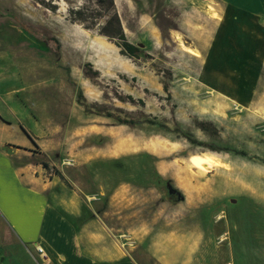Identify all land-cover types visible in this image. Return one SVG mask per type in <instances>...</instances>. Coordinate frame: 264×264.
Returning <instances> with one entry per match:
<instances>
[{
	"label": "rangeland",
	"instance_id": "1",
	"mask_svg": "<svg viewBox=\"0 0 264 264\" xmlns=\"http://www.w3.org/2000/svg\"><path fill=\"white\" fill-rule=\"evenodd\" d=\"M70 2L51 0L56 10L50 11L35 0H0V90L21 94L29 122L54 126L58 145L51 173L92 184V152L77 144L86 135L108 159L100 166L107 172L102 176L107 188L109 156L117 161L116 185L131 193V224L145 221L159 236L195 234L200 238L195 264H244L239 255L264 252V16H258L264 4L256 12L253 4L243 8L208 0H113L126 39L135 46L142 40V26L152 24L167 38L180 13L191 8L196 30L212 33L208 49L195 54L179 37L180 50L200 61L188 57L184 62L182 51L174 50L166 69L138 46L137 59H129L96 28L70 22L69 5L96 8L92 2ZM106 60L120 66L146 62L168 92L179 70L174 66L182 65L196 76L192 86L197 93H143L141 104L130 103L126 92L142 93L139 81L114 75ZM117 118L132 123L120 125ZM202 152L217 153L227 166L197 170L189 158ZM66 160L70 164L63 165ZM144 234L135 237L140 238L133 251L137 261L146 256Z\"/></svg>",
	"mask_w": 264,
	"mask_h": 264
},
{
	"label": "crops",
	"instance_id": "2",
	"mask_svg": "<svg viewBox=\"0 0 264 264\" xmlns=\"http://www.w3.org/2000/svg\"><path fill=\"white\" fill-rule=\"evenodd\" d=\"M200 1L189 0L193 4ZM208 1L238 3L243 8L253 4L256 12H261L264 4V0ZM192 10L180 13L177 27L168 31L167 38L152 24L142 26L143 37L137 46L151 62L155 63L159 58L166 64L163 67L170 69L169 58L174 50H180L179 37L183 45L191 50L204 52L208 49L212 33L207 29L196 30L194 25L197 20L190 17ZM258 16L263 18L264 13ZM124 35L127 37L126 33ZM112 46L107 43V49L112 50ZM182 54L186 56L182 59L184 62L190 60L188 57L200 61L194 55L183 51ZM106 63L114 75L121 73L127 79L135 77L139 81L142 93L134 96L131 90L126 92L135 100L143 99V93L163 96L160 76L146 62L137 66H120V63L109 60ZM175 68L179 70L170 82L171 95L180 92L185 97H191L188 91L197 93L192 86L197 81L196 76L190 75L182 65ZM97 69L105 75L103 69ZM122 84L126 86L128 82ZM21 99V94L16 91L0 90V264H11V261L12 264H195L200 243L195 234L186 238L176 233L159 236L145 221L136 225L129 222L131 193L125 185H116L119 166L113 164L117 161H113L111 155L112 163L108 166L111 185L110 188L104 185L102 176L107 172H102L100 166L108 159H103L102 148L95 139L92 144L91 138L86 135L77 140L79 146L88 148L90 154L92 152L89 158L92 184L86 186L81 178H73L70 174L62 173L59 177L51 173L55 165L54 147L58 145L55 128L47 122H29ZM145 232L148 238L142 239L147 247L146 256L143 261H137L133 251L140 238L135 237L143 236ZM35 245L44 249L47 255L45 262L35 252ZM239 256L244 264L264 263V252Z\"/></svg>",
	"mask_w": 264,
	"mask_h": 264
},
{
	"label": "trees",
	"instance_id": "3",
	"mask_svg": "<svg viewBox=\"0 0 264 264\" xmlns=\"http://www.w3.org/2000/svg\"><path fill=\"white\" fill-rule=\"evenodd\" d=\"M37 3L45 7L50 11L56 10V5L51 4L50 1L45 2L44 0H35ZM68 4H71L70 0H64ZM92 2L96 8L88 9L86 6H72L69 5L67 8L68 19L72 23L82 25L85 29L91 30L96 28L98 35L105 37L108 41L113 43L119 48L121 55L128 57L129 59H137L138 47L127 41L124 31L121 25L120 18L115 10L113 0H83ZM99 19H104L102 23L98 22ZM97 74V72H96ZM133 79V78H132ZM163 89L166 93H169L167 87L163 85ZM168 96V95H167ZM166 96V97H167ZM126 99L130 103L141 104V100H135L131 95H127ZM107 117L111 118V114H107ZM116 121L120 125H129L132 123L131 120L117 118ZM199 128L204 130V123L199 124ZM186 139V138H185ZM191 144L196 146H203L204 144L198 142L195 139H187ZM235 154L240 156H246L244 152L234 151Z\"/></svg>",
	"mask_w": 264,
	"mask_h": 264
},
{
	"label": "bare ground",
	"instance_id": "4",
	"mask_svg": "<svg viewBox=\"0 0 264 264\" xmlns=\"http://www.w3.org/2000/svg\"><path fill=\"white\" fill-rule=\"evenodd\" d=\"M184 48L187 52L195 54V52L188 47ZM174 147L175 143H170ZM189 162L192 167L200 170L201 172H209L212 168L226 167L227 164L222 161L220 156L214 152H202L200 155H194L189 158Z\"/></svg>",
	"mask_w": 264,
	"mask_h": 264
},
{
	"label": "built area",
	"instance_id": "5",
	"mask_svg": "<svg viewBox=\"0 0 264 264\" xmlns=\"http://www.w3.org/2000/svg\"><path fill=\"white\" fill-rule=\"evenodd\" d=\"M70 160L63 161L62 164H70ZM35 252L39 255V258L42 262H45L47 260V255L44 251V249L38 245L34 246ZM40 264V263H39Z\"/></svg>",
	"mask_w": 264,
	"mask_h": 264
}]
</instances>
